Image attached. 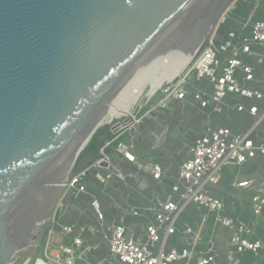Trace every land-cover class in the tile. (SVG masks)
<instances>
[{
	"label": "water",
	"instance_id": "95a60500",
	"mask_svg": "<svg viewBox=\"0 0 264 264\" xmlns=\"http://www.w3.org/2000/svg\"><path fill=\"white\" fill-rule=\"evenodd\" d=\"M237 1L0 0V264L34 256L97 130L193 61Z\"/></svg>",
	"mask_w": 264,
	"mask_h": 264
},
{
	"label": "crops",
	"instance_id": "0c3cea01",
	"mask_svg": "<svg viewBox=\"0 0 264 264\" xmlns=\"http://www.w3.org/2000/svg\"><path fill=\"white\" fill-rule=\"evenodd\" d=\"M263 19L264 0H238L221 24L222 30L218 31L217 42L225 39L228 32H234L237 40L247 38L250 36V27L243 29L242 25ZM252 51L253 55L244 58V62L254 68L255 74V80L247 84V87L260 88L264 93V45H253ZM257 57L262 59V64L256 63ZM199 85L204 90L209 88L206 81H201ZM238 103L247 107L257 106L258 115L264 110V99L244 100L235 95L225 98V104L229 107ZM148 106L149 104L144 105V109L137 114L141 121L131 130L112 132L115 137L120 135L115 140L116 143L123 142L132 146V153L137 160L128 162L117 157L114 150L112 153L100 150L98 155L101 156L102 152L107 155L110 163L113 162L115 171L124 178L120 179L114 174L112 180L101 185L94 179L92 172L86 175L83 180L86 192L72 191L59 210L62 213L58 215L57 225L54 227L55 246L52 256L57 254L59 246H69L73 238L79 237L86 250L76 251L78 264H116L109 254L105 238L109 228L124 225L129 234L139 237L145 227L154 222L151 212L154 204L157 201L176 199L171 192V186L176 182L178 166L189 156V149L194 141L203 136L207 129L226 127L234 135L244 133L255 119L247 113L227 111L226 108L220 114L214 113L212 106L201 109L191 98L183 102L172 100L166 109L157 110L144 117ZM252 139L255 142H264V124L254 131ZM106 148H111V144ZM92 160L90 156H85L76 169H85ZM155 164L162 168L160 181L154 180L150 172ZM100 171L103 174L111 172L107 168ZM243 183V186H239ZM209 192L222 200L226 216L252 229L249 240L259 241L262 245L258 253H235L229 245V231L216 225L213 218L203 223L204 213L194 205L182 210L177 221L179 230L167 239L166 249L185 247L187 239L182 231L189 227L200 234L197 249L204 250L212 244L215 252L214 264H230L231 259L233 264H264V225L253 216L250 207L254 196L264 197V156L256 155L242 165L223 168L219 183L210 187ZM93 199L99 204L103 215L102 222L97 221L91 207ZM132 210L140 211V214L131 216L129 212ZM66 226L73 227L69 235L62 231ZM34 264L49 263L39 257Z\"/></svg>",
	"mask_w": 264,
	"mask_h": 264
},
{
	"label": "built area",
	"instance_id": "2783aa9c",
	"mask_svg": "<svg viewBox=\"0 0 264 264\" xmlns=\"http://www.w3.org/2000/svg\"><path fill=\"white\" fill-rule=\"evenodd\" d=\"M225 18L220 20V25ZM248 27L251 30L249 37L237 40L234 32H228L225 39L220 42H217L218 30H215L207 39V46L196 58L189 61L177 77L164 83L152 95L151 99H154H149L148 110L144 113V117L157 110L166 109L172 100L183 102L187 98H191L201 109L212 106V111L217 114L222 113L225 108L227 111L247 113L255 118L254 123L247 131L236 135L226 127L207 129L203 136L194 141L189 149V156L178 166L176 182L171 186V192L176 196V199L157 201L154 204L151 211L154 222L147 225L139 237L129 234L124 225L109 228L105 238L108 242L109 254L116 264H214L215 252L212 244L204 250L197 249L201 239L200 234L189 227L182 231L187 239L185 247L166 249L167 239L179 230L177 221L182 210L190 205L203 211V223L207 219L213 218L216 225L229 231V245L235 253L257 254L261 248V242L249 240L252 229L244 224L236 223L234 219L226 216L222 200L209 192L210 187L219 183L220 172L223 168L242 165L256 155L264 156V142H255L252 139L254 131L259 125L264 124V110L261 115H258L257 106L247 107L238 103L229 107L225 104V98L228 95H235L244 100L261 101L264 99L263 90L247 87V84L255 80V74L254 68L244 62L245 57L253 55V45H264V19L251 24L245 22L242 25L243 29ZM255 56L257 55L255 54ZM256 63L262 64V59L257 57ZM201 81H206L209 88L204 90L199 87ZM143 109L144 105L136 108L128 116L132 121L131 124L126 127L119 126L115 133L131 130L139 124L141 118H137V114ZM116 123H120V121ZM119 137L120 135H117L113 141ZM112 142L106 143L104 148ZM114 153L117 157L128 162L133 163L137 160L132 153V146L123 142L117 143ZM102 162L110 163V158L103 152L85 169L74 170L55 204L54 217L51 222L54 227L57 225L59 210L62 209L66 196L72 191L86 192L83 180L87 174L92 172L94 179L101 185H106L113 179V173H101L100 170L103 168L99 165ZM150 172L154 180H162V168L159 165H153ZM115 176L120 179L124 178L119 173ZM91 207L97 221L102 222L103 215L96 199L92 200ZM250 207L253 216L261 220L264 225V217H262L264 197L254 196ZM129 214L137 216L140 211L132 210ZM62 231L65 235H69L72 233L73 227H63ZM47 235L45 257L48 254L47 259L52 264H78L76 251L78 249H82L83 252L86 250L83 248L81 238H73V242L69 246H59L57 254L52 256L51 252L55 246L54 228L48 231ZM230 264H233V259L230 260Z\"/></svg>",
	"mask_w": 264,
	"mask_h": 264
},
{
	"label": "trees",
	"instance_id": "16d2710c",
	"mask_svg": "<svg viewBox=\"0 0 264 264\" xmlns=\"http://www.w3.org/2000/svg\"><path fill=\"white\" fill-rule=\"evenodd\" d=\"M111 127V125L106 124L97 130L87 146L81 152L79 160L85 156L97 159L99 156L98 154L102 149H104L105 152L112 153L117 145L116 141L111 144V148H104L106 143L111 142L115 138V136L112 135Z\"/></svg>",
	"mask_w": 264,
	"mask_h": 264
},
{
	"label": "rangeland",
	"instance_id": "374dc122",
	"mask_svg": "<svg viewBox=\"0 0 264 264\" xmlns=\"http://www.w3.org/2000/svg\"><path fill=\"white\" fill-rule=\"evenodd\" d=\"M230 13V12H229ZM226 17V16H225ZM177 75H179V70H177L171 77H174V76H177ZM168 81V80H167ZM167 81H165L164 83H166ZM163 83V84H164ZM162 84V85H163ZM156 92V91H155ZM154 92V93H155ZM153 93V94H154ZM152 94V95H153ZM150 96L148 99H146L141 105H148L149 103H148V101H149V99H151V97H153V96ZM154 98H152L151 100H153ZM125 118V116L124 115H122V116H117V117H113V118H110V119H108L104 124L106 125L107 123H109L108 125H111V126H113L116 122H119V121H121L122 119H124ZM84 158V157H83ZM82 158V159H83ZM81 159V160H82ZM81 160H79V162L81 161ZM78 162V163H79ZM76 169V168H75ZM60 196H61V194H60ZM60 196H59V198H60ZM58 198V199H59ZM58 201V200H57ZM53 217H54V214L51 216V218H50V220L45 224V226H47V225H50V223L52 222V219H53ZM41 231H43V230H41ZM40 231V233H42ZM47 238H48V235L46 234V233H44V235H43V239L40 241V243H39V247H36V250H35V252H34V256H33V254H28V255H26V257L22 260V261H18L16 264H34L35 263V261H36V259H38L39 257L40 258H43L47 263H49V264H52V262L49 260V259H47V257H49V255L47 254L46 256L47 257H45V247H46V245H45V243H46V240H47ZM45 257V258H44ZM28 261V262H27Z\"/></svg>",
	"mask_w": 264,
	"mask_h": 264
},
{
	"label": "bare ground",
	"instance_id": "6f19581e",
	"mask_svg": "<svg viewBox=\"0 0 264 264\" xmlns=\"http://www.w3.org/2000/svg\"><path fill=\"white\" fill-rule=\"evenodd\" d=\"M189 61H190V60H189ZM189 61H187V62H186V63H185L180 69H179V74L181 73L182 69L188 64ZM177 76H178V75H177ZM177 76L170 77V78L167 79V80L170 81V80L174 79V78L177 77ZM167 80H166V81H167ZM168 81H167V82H168ZM167 82H166V83H167ZM121 116H122V115H121ZM124 116H125V117H128L129 115H124Z\"/></svg>",
	"mask_w": 264,
	"mask_h": 264
}]
</instances>
